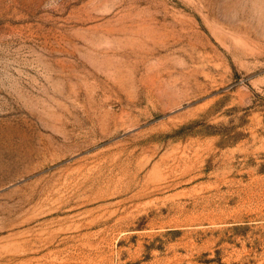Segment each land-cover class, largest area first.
I'll return each mask as SVG.
<instances>
[{"label": "rangeland", "instance_id": "1", "mask_svg": "<svg viewBox=\"0 0 264 264\" xmlns=\"http://www.w3.org/2000/svg\"><path fill=\"white\" fill-rule=\"evenodd\" d=\"M0 264H264V0H0Z\"/></svg>", "mask_w": 264, "mask_h": 264}]
</instances>
